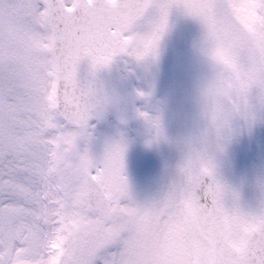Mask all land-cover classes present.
Wrapping results in <instances>:
<instances>
[{
  "label": "snow or ice",
  "instance_id": "obj_1",
  "mask_svg": "<svg viewBox=\"0 0 264 264\" xmlns=\"http://www.w3.org/2000/svg\"><path fill=\"white\" fill-rule=\"evenodd\" d=\"M40 7L62 43L58 88L45 95L0 47V264H264V184L256 208L246 210L213 163L235 123L264 117V0H45ZM13 9L0 0V36ZM173 12L199 22L205 36L225 38L217 56L229 108L158 202L132 201L120 160L80 196L51 158L49 132L60 115L53 109L92 106L101 92L91 77L109 63L121 31L149 26L148 44L158 49ZM82 64L88 78L78 74Z\"/></svg>",
  "mask_w": 264,
  "mask_h": 264
},
{
  "label": "rangeland",
  "instance_id": "obj_2",
  "mask_svg": "<svg viewBox=\"0 0 264 264\" xmlns=\"http://www.w3.org/2000/svg\"><path fill=\"white\" fill-rule=\"evenodd\" d=\"M175 27H176V17H175V12H173L169 16V21H168V27L162 36L161 42H159V48L158 50L164 51L165 49L167 50L170 48L171 44L170 41H172V37L175 36ZM151 28L149 26H145L138 31H131L129 35L127 36L131 40V49H130V57H134L135 55L137 56L136 58V63H131L132 67H147L146 60L142 59L141 56L143 52H149L150 50H156L155 47L150 46L148 44L149 40L152 39L151 35ZM171 36V39H170ZM211 51V50H209ZM202 68H211L209 64H202ZM139 70V69H138ZM145 85V84H144ZM143 85V87H144ZM151 113V112H150ZM156 114V113H155ZM152 122L156 119H150ZM89 132H85L82 134H74L65 132L62 128H60L57 132L53 133L52 136L50 137V144L55 145V136H58L61 139L62 145L59 148L61 153H70L72 156L76 155L79 158L83 157L84 151H95V148L93 146H90V149L88 150L87 147V141L89 140L88 136ZM76 158V157H75ZM74 158V159H75ZM74 162V160H73ZM245 167L244 165H242ZM237 179L239 181V184L242 185V191L239 192V195H241L243 201L246 202V199L248 197V193L250 191H247L249 187L245 184V179L242 174L237 175ZM247 191V192H246Z\"/></svg>",
  "mask_w": 264,
  "mask_h": 264
},
{
  "label": "water",
  "instance_id": "obj_3",
  "mask_svg": "<svg viewBox=\"0 0 264 264\" xmlns=\"http://www.w3.org/2000/svg\"><path fill=\"white\" fill-rule=\"evenodd\" d=\"M182 24H183V26H182L183 32L187 33L188 32L187 22L182 20ZM58 56H59V62H60V51L58 52ZM121 100L122 99H119V103L121 102ZM69 107H71L72 109L73 108L78 109L77 114L79 116V122L80 123L87 122V121L91 120L92 117H100L105 112L102 103L99 102L98 100H96V102L90 107H85L83 104H81L79 107L74 106V105L69 106ZM128 107H129L128 105L122 106V108H120L121 109L120 111L126 112L128 110Z\"/></svg>",
  "mask_w": 264,
  "mask_h": 264
}]
</instances>
